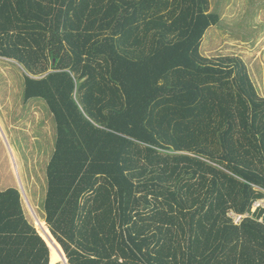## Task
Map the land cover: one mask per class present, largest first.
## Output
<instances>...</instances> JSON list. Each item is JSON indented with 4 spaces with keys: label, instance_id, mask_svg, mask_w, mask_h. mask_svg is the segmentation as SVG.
<instances>
[{
    "label": "trees",
    "instance_id": "obj_1",
    "mask_svg": "<svg viewBox=\"0 0 264 264\" xmlns=\"http://www.w3.org/2000/svg\"><path fill=\"white\" fill-rule=\"evenodd\" d=\"M219 21L210 0H0V58L55 121L36 215L68 264H264V96L202 53ZM51 262L0 190V264Z\"/></svg>",
    "mask_w": 264,
    "mask_h": 264
},
{
    "label": "rangeland",
    "instance_id": "obj_2",
    "mask_svg": "<svg viewBox=\"0 0 264 264\" xmlns=\"http://www.w3.org/2000/svg\"><path fill=\"white\" fill-rule=\"evenodd\" d=\"M210 1L211 11L220 15V21L207 29L201 44L202 53L207 56L239 55L246 63L259 94L264 96V0ZM23 90L21 67L2 58L0 190L17 188L26 216L34 223L29 206L43 219L46 166L54 150L56 126L46 102L31 98L26 103ZM9 145L15 153L14 162Z\"/></svg>",
    "mask_w": 264,
    "mask_h": 264
},
{
    "label": "bare ground",
    "instance_id": "obj_3",
    "mask_svg": "<svg viewBox=\"0 0 264 264\" xmlns=\"http://www.w3.org/2000/svg\"><path fill=\"white\" fill-rule=\"evenodd\" d=\"M9 147H10V145H9ZM12 157H14V156H12ZM23 190H24V188H23ZM29 208H30L31 214H32V216L34 218L35 224L37 225L38 231L40 232V234L42 235V237L46 240V242L48 243V245H49V247H50V249L52 251L53 261L54 262L59 261L62 264H68L67 263V260H66V258L64 256V254H63V252L61 250V247L59 246V244L57 243V241L54 239V237L51 235V233H50L49 229L47 228L46 224L39 219V217L36 215L35 211L31 207V205L29 206Z\"/></svg>",
    "mask_w": 264,
    "mask_h": 264
},
{
    "label": "built area",
    "instance_id": "obj_4",
    "mask_svg": "<svg viewBox=\"0 0 264 264\" xmlns=\"http://www.w3.org/2000/svg\"><path fill=\"white\" fill-rule=\"evenodd\" d=\"M254 210L256 208H263L264 207V199L257 200L253 203ZM229 216L233 219L234 222L238 223L242 220V218L247 217L248 214L245 215H237L233 212L229 213Z\"/></svg>",
    "mask_w": 264,
    "mask_h": 264
},
{
    "label": "crops",
    "instance_id": "obj_5",
    "mask_svg": "<svg viewBox=\"0 0 264 264\" xmlns=\"http://www.w3.org/2000/svg\"><path fill=\"white\" fill-rule=\"evenodd\" d=\"M4 59H5V58H4ZM0 60H2V58H0ZM27 101H28V100H26L25 102L27 103ZM0 128L2 129L1 125H0ZM2 130H3V129H2ZM9 150H10L11 155L14 156V157L11 156V157H12V160H13V162H14V160H16V159H15L16 157H15L14 151H13V149H12L11 147H9Z\"/></svg>",
    "mask_w": 264,
    "mask_h": 264
},
{
    "label": "water",
    "instance_id": "obj_6",
    "mask_svg": "<svg viewBox=\"0 0 264 264\" xmlns=\"http://www.w3.org/2000/svg\"><path fill=\"white\" fill-rule=\"evenodd\" d=\"M53 63H54V60H53Z\"/></svg>",
    "mask_w": 264,
    "mask_h": 264
}]
</instances>
